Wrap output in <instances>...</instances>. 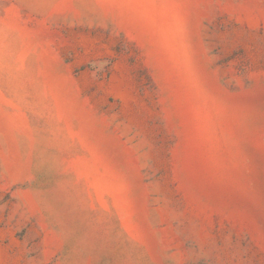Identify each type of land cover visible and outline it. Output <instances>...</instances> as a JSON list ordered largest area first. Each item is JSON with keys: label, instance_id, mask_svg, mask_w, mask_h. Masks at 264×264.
<instances>
[{"label": "rangeland", "instance_id": "374dc122", "mask_svg": "<svg viewBox=\"0 0 264 264\" xmlns=\"http://www.w3.org/2000/svg\"><path fill=\"white\" fill-rule=\"evenodd\" d=\"M0 264H264V0H0Z\"/></svg>", "mask_w": 264, "mask_h": 264}]
</instances>
